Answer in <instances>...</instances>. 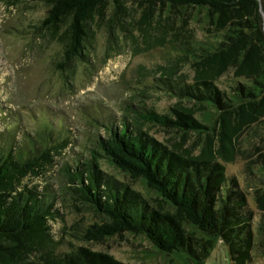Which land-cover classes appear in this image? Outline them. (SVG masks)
<instances>
[{"label": "trees", "instance_id": "1", "mask_svg": "<svg viewBox=\"0 0 264 264\" xmlns=\"http://www.w3.org/2000/svg\"><path fill=\"white\" fill-rule=\"evenodd\" d=\"M13 1L47 3V27L55 28L70 19L64 56L73 61L90 39L94 14L102 16L108 11L118 18L124 0ZM134 1L147 3L148 11L157 4L171 8L170 13L182 8L205 9L215 31L222 33L214 50L200 46L198 51L188 42V52L175 61H190L191 82L174 79L171 72L160 79L167 92L179 99L170 114L138 113L142 123L174 130L182 141L189 135L197 137L203 145L194 155L190 150L179 151L178 144L170 149L141 128L132 130L129 123L119 131L107 127L109 137L98 141L100 151L82 161L83 169L69 172L77 184V201L102 218L77 240L100 242L124 233L143 236L169 264H206L221 242L231 264H251L258 246L255 214L237 181L226 176L221 161H232L234 152L240 150V138L257 126L260 135L251 150L258 154L256 164L264 168V0ZM202 110L211 111L212 123L196 117ZM47 129L49 132L45 128L37 131L33 138L22 136L20 145L15 142L17 135L14 141L13 136L0 137V264H121L113 256L79 243L63 250L49 224L55 215V199L27 185L18 190L20 181L38 174L50 160L53 142L62 140L63 133L55 136ZM101 158L127 177L144 180L156 195L153 203L118 179L103 177ZM255 202L261 215L257 233L264 261V189L256 192Z\"/></svg>", "mask_w": 264, "mask_h": 264}, {"label": "rangeland", "instance_id": "2", "mask_svg": "<svg viewBox=\"0 0 264 264\" xmlns=\"http://www.w3.org/2000/svg\"><path fill=\"white\" fill-rule=\"evenodd\" d=\"M121 6L118 18L108 11L102 16L94 14L82 55L68 61L64 50L70 19L55 28L47 27V3L0 0V137L13 136L14 141L17 135L15 142L20 145L22 136L33 138L43 128L48 131L49 127L55 136L63 133L59 143L53 142L50 160L39 173L17 184L18 190L27 185L55 199V215L49 224L63 250L78 244L77 237L102 220L77 201V184L71 181L69 172L82 168L83 160L100 151L98 141L109 137L107 127L119 131L129 123L132 130L141 128L170 149L178 144L179 151L190 150L194 155L203 145L197 137L189 135L182 141L174 130L142 123L138 113L153 110L170 114L179 99L167 92L160 79L168 78L166 74L171 72L174 79L183 77L191 82L190 61H175L188 52L190 44L198 51L200 46L214 50L222 33L215 31L205 9L182 8L170 13L171 8L157 4L148 11L147 3L134 0H124ZM211 115L210 110L196 113L201 121L210 123L214 119ZM259 135V127H251L240 138V150L234 152V159L221 163L226 176L237 181L255 214L258 246L253 255L262 262L261 236L257 233L261 215L255 195L264 189V168L256 164L258 154L251 150ZM99 165L103 177L118 179L150 201L156 197L144 180L127 177L105 158ZM79 245L109 254L121 264H169L146 238L130 233ZM225 253L229 256L227 247L219 242L206 264H225Z\"/></svg>", "mask_w": 264, "mask_h": 264}, {"label": "crops", "instance_id": "3", "mask_svg": "<svg viewBox=\"0 0 264 264\" xmlns=\"http://www.w3.org/2000/svg\"><path fill=\"white\" fill-rule=\"evenodd\" d=\"M224 261H225V264H228V262L230 261L229 256L226 253L224 256ZM230 264H231V262H230ZM251 264H264V261L260 262V261L254 260V262Z\"/></svg>", "mask_w": 264, "mask_h": 264}, {"label": "water", "instance_id": "4", "mask_svg": "<svg viewBox=\"0 0 264 264\" xmlns=\"http://www.w3.org/2000/svg\"><path fill=\"white\" fill-rule=\"evenodd\" d=\"M263 17H264V13H263Z\"/></svg>", "mask_w": 264, "mask_h": 264}]
</instances>
